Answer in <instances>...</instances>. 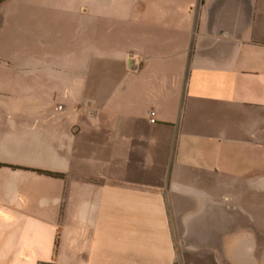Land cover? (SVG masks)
Masks as SVG:
<instances>
[{
    "label": "crops",
    "instance_id": "0c3cea01",
    "mask_svg": "<svg viewBox=\"0 0 264 264\" xmlns=\"http://www.w3.org/2000/svg\"><path fill=\"white\" fill-rule=\"evenodd\" d=\"M79 9L109 81L0 75V264H264V0Z\"/></svg>",
    "mask_w": 264,
    "mask_h": 264
},
{
    "label": "rangeland",
    "instance_id": "374dc122",
    "mask_svg": "<svg viewBox=\"0 0 264 264\" xmlns=\"http://www.w3.org/2000/svg\"><path fill=\"white\" fill-rule=\"evenodd\" d=\"M94 18L93 14L84 16L79 0H0V75L17 81L20 78L26 84L38 71L40 76L53 72L56 82L73 86L84 81L85 70H90L104 72L98 81H109L126 44L111 38V27L100 30ZM43 84L46 88L47 83ZM25 92L18 90L17 97ZM92 92L87 91L86 96ZM0 93L6 94L7 89ZM62 94L63 90L52 93L55 105L67 101ZM77 102L71 98L68 104L73 109ZM248 203L249 210L258 207V202Z\"/></svg>",
    "mask_w": 264,
    "mask_h": 264
},
{
    "label": "built area",
    "instance_id": "2783aa9c",
    "mask_svg": "<svg viewBox=\"0 0 264 264\" xmlns=\"http://www.w3.org/2000/svg\"><path fill=\"white\" fill-rule=\"evenodd\" d=\"M152 115H154V113H152ZM151 122H155V120L154 119H151Z\"/></svg>",
    "mask_w": 264,
    "mask_h": 264
}]
</instances>
